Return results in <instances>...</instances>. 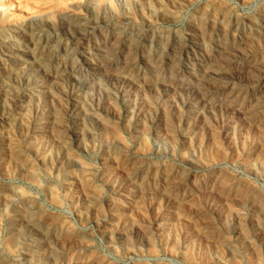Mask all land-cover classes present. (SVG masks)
Wrapping results in <instances>:
<instances>
[{
  "label": "rangeland",
  "instance_id": "rangeland-1",
  "mask_svg": "<svg viewBox=\"0 0 264 264\" xmlns=\"http://www.w3.org/2000/svg\"><path fill=\"white\" fill-rule=\"evenodd\" d=\"M0 264H264V0H0Z\"/></svg>",
  "mask_w": 264,
  "mask_h": 264
},
{
  "label": "bare ground",
  "instance_id": "bare-ground-1",
  "mask_svg": "<svg viewBox=\"0 0 264 264\" xmlns=\"http://www.w3.org/2000/svg\"><path fill=\"white\" fill-rule=\"evenodd\" d=\"M46 64H45V58L42 57L41 59H38V62L29 65L24 69V72H27L29 76H34L35 74L44 73L46 72ZM47 73V72H46ZM25 75V74H24ZM40 81V80H39ZM48 115V114H47ZM259 205V202H258ZM71 230V229H70ZM73 230V229H72ZM73 233V231H72ZM67 234V233H66ZM70 237V236H69Z\"/></svg>",
  "mask_w": 264,
  "mask_h": 264
}]
</instances>
